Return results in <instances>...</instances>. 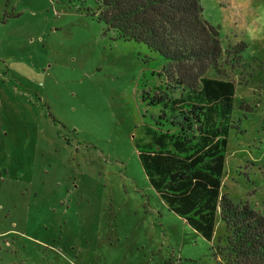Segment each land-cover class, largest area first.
Masks as SVG:
<instances>
[{
    "label": "rangeland",
    "instance_id": "374dc122",
    "mask_svg": "<svg viewBox=\"0 0 264 264\" xmlns=\"http://www.w3.org/2000/svg\"><path fill=\"white\" fill-rule=\"evenodd\" d=\"M200 5L223 51L207 76L237 87L222 193L263 211L264 0ZM94 10L91 0H0V264H224L213 256L223 223L204 239L140 163L154 56Z\"/></svg>",
    "mask_w": 264,
    "mask_h": 264
},
{
    "label": "trees",
    "instance_id": "16d2710c",
    "mask_svg": "<svg viewBox=\"0 0 264 264\" xmlns=\"http://www.w3.org/2000/svg\"><path fill=\"white\" fill-rule=\"evenodd\" d=\"M91 1L92 15L119 39L144 45L156 61L142 80L147 109L135 140L149 184L209 242L223 223L213 256L224 264H264V210L222 193L229 136L238 129L237 87L207 76L220 72L223 51L217 29L202 19L200 0Z\"/></svg>",
    "mask_w": 264,
    "mask_h": 264
}]
</instances>
